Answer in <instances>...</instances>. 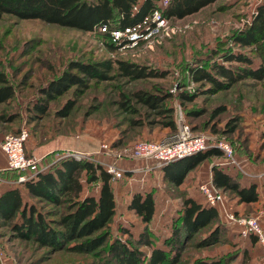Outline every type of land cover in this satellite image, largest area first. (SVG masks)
Listing matches in <instances>:
<instances>
[{"label": "rangeland", "instance_id": "obj_1", "mask_svg": "<svg viewBox=\"0 0 264 264\" xmlns=\"http://www.w3.org/2000/svg\"><path fill=\"white\" fill-rule=\"evenodd\" d=\"M261 2L214 0L194 13L173 19L176 30L151 48L140 46L126 54L108 50L97 30L82 31L8 14L0 17V72L14 89L11 98L0 102V115H13L12 120L0 118V131L8 133L25 127L28 138L24 149L39 157V165L44 169L69 154L103 166L106 162L117 164L123 158L142 160L128 156L113 158L106 152L97 151L99 144L105 142L113 143L116 147L110 149L124 154L140 139L168 134V129L158 124L129 125V118L135 116L130 105L141 111L144 106L133 100L122 105L118 99L120 93L128 95L135 88L166 95L161 104L171 107L175 126L180 119L206 134L211 143L226 141L239 163L237 167L226 162L223 154L211 155L190 171L192 178L181 186L163 182L155 173L142 179L139 172L132 169L133 173L127 177L111 178L115 212L107 226L105 243L91 252L66 248L52 250L32 240L15 237L7 226L0 225L3 264H117L107 250V243L115 237L141 251L142 259L138 264H146L150 247L154 245L167 250L168 259L162 264H192L199 258H219L221 264H264V245L242 235L222 213H218V229L213 239H202L213 224L193 232L189 238L183 233L175 240L172 237L182 198L194 191L198 193L197 183L207 180L211 163L229 164L244 178L257 179L259 199L252 204L241 203L232 191L220 189L227 210L235 215L240 214L234 209L258 213L264 222V78L244 79L225 89L212 90L209 82L193 81L189 74L191 66L209 69L215 62L226 64L222 55L228 51L250 53L247 48L234 43L232 36L250 21ZM131 51L136 54L131 55ZM118 55H130L133 62L162 70L164 74L137 79L113 74L107 79L90 80L80 92L75 94L71 87L50 100L46 114L36 118L27 115L25 104L36 98L38 87L56 77L69 60L92 61ZM253 61L255 64L258 59L253 57ZM181 93L192 98H181ZM67 97L74 98L72 108L64 116L57 115L55 110ZM149 112V118L155 121L163 117L158 112ZM3 181L0 177V188L6 186ZM134 189L150 190L154 194L155 210L147 223L141 222L126 207L129 193ZM87 191H95V185L85 183L82 192ZM141 230L147 233L149 246L135 242ZM174 252L178 253L176 260L171 258Z\"/></svg>", "mask_w": 264, "mask_h": 264}, {"label": "trees", "instance_id": "obj_2", "mask_svg": "<svg viewBox=\"0 0 264 264\" xmlns=\"http://www.w3.org/2000/svg\"><path fill=\"white\" fill-rule=\"evenodd\" d=\"M214 0H169L162 13L171 20L182 18ZM156 0H0V17L4 14L19 19H38L43 22L76 28L82 31L93 30L97 25L108 22L109 27H120L139 21L155 5ZM108 50L116 51L104 31H98ZM232 41L248 52L228 51L222 55V62H215L209 69L204 66L189 68L193 81L205 80L212 90L225 89L244 79L262 80L264 78V0L256 6V11L243 27L235 31ZM253 54V55H251ZM253 57L258 59L254 64ZM130 55H118L116 58L105 57L86 61L71 59L66 67L56 76L38 87L36 98L25 104L28 116L36 118L47 113L49 101L73 87L75 94L86 88L90 80H102L118 74L130 79L148 76H162V70L147 68L133 62ZM13 87L7 83L0 72V102L11 98ZM181 98L190 100L191 95L181 93ZM166 97L161 94L135 88L119 94L118 102L128 104L130 100L144 106V111L130 105L135 114L129 118V125L158 124L167 128V133L175 130L172 109L163 106ZM74 104V98L67 97L55 113L66 115ZM149 111L162 114V119L149 118ZM2 120H12L13 115L1 114ZM194 132L195 128L189 125ZM19 129V128H18ZM18 129L8 133H17ZM28 131V130H27ZM5 134V133H4ZM161 137V136H160ZM146 138V139H157ZM28 138V136H27ZM109 147H116L113 143ZM26 152V151H25ZM27 153V152H26ZM222 151L209 145L188 155L172 159L161 168L163 182L179 185L189 170L193 169L211 155H222ZM220 166L210 164V177L214 185L222 190H230L241 203L252 204L258 201L257 179L244 178L229 164ZM15 177L12 170L0 169V176ZM125 173L120 177H124ZM119 177V178H120ZM93 183L95 191L82 192L84 184ZM51 207V208H50ZM56 207V208H55ZM115 196L111 184V175L104 166L89 159L72 154L62 156L49 167L37 171L30 178L0 188V225L7 226L15 237L29 239L40 246L52 250L66 248L75 252H91L105 243L107 226L115 212ZM143 223H147L155 210V198L150 190L134 189L126 202ZM235 213L248 215L249 212ZM176 217L177 224L172 229V237L183 233L189 238L193 232L213 224L204 240L215 237L218 229V211L204 198L202 201L185 195ZM251 214V213H249ZM144 230L139 231L135 242L149 246V239ZM256 240L253 234H248ZM107 250L117 264H138L142 259L141 251L120 238H112L107 243ZM178 253L171 255L176 260ZM168 259L167 250L161 246L150 247L146 264H162ZM192 264H221L219 258H199Z\"/></svg>", "mask_w": 264, "mask_h": 264}, {"label": "built area", "instance_id": "obj_3", "mask_svg": "<svg viewBox=\"0 0 264 264\" xmlns=\"http://www.w3.org/2000/svg\"><path fill=\"white\" fill-rule=\"evenodd\" d=\"M168 1L156 0L153 8L139 21L132 24L109 27V23L106 21L97 25L93 30L106 32L114 48L120 54H126L127 51L137 49L140 46L151 48L154 43L163 37L169 36L177 28L172 20L162 13ZM130 54L134 55L136 53L131 51ZM176 122L173 132L157 139H140L133 143L124 154L110 149L105 142L99 144L97 151L106 152L113 158L128 156L149 160L152 167L158 168L172 159L188 155L212 144L219 147L227 158L226 162L239 167V163L232 153V148L226 141L221 140L211 143L210 138L206 134L194 132L180 119ZM27 136L28 131L22 126L19 127L17 133H5L0 139V150L4 155L5 164L3 169L14 171L15 177L11 180L13 183H20L33 176L37 171L44 169L39 165V157L25 152L24 143ZM74 156L80 157L76 154ZM104 168L112 179H117L124 173V169L114 161L106 162ZM146 168H149V166H146ZM198 189L204 199L210 205H213L218 213H222L224 218L232 222L242 235L253 234L256 240L264 245V222L258 213L235 215L227 210L223 202L222 190L214 185L210 178L199 182ZM1 254L2 250L0 249V264H3Z\"/></svg>", "mask_w": 264, "mask_h": 264}, {"label": "crops", "instance_id": "obj_4", "mask_svg": "<svg viewBox=\"0 0 264 264\" xmlns=\"http://www.w3.org/2000/svg\"><path fill=\"white\" fill-rule=\"evenodd\" d=\"M3 134H4V132L0 131V139L2 138ZM123 159H129V158H123ZM123 159L119 160L117 162V164L120 165L124 169V173H125L126 177L133 173V172H131V169L138 171L139 172L138 176L142 179H145V177H147V179H148V175L151 176L154 173L157 174V176L161 177V168L160 167H158V168L152 167L150 165L151 163L149 160H134L132 158H130L129 160H123ZM4 165H5L4 164V155H3L2 151L0 150V169H3ZM137 166H138V168H137ZM146 166L147 167L149 166V168H146ZM209 167H210V164H209ZM192 170L193 169L188 171L184 180L177 186H181V185L185 184L186 180H188V178H192V176L189 175L190 171L192 172ZM208 178H210V180H211L210 169H208V173H207V179ZM1 179L4 180L3 182H6V184L13 183V182H11L12 178L8 177L7 174H6V176L1 175ZM1 183H2V181H1ZM198 184H199V182L197 183V191H196L198 193L196 194L194 191V193H190V196L196 198L197 200L202 201L204 197H203L202 193L200 192V190L198 189ZM130 193H129V195H130Z\"/></svg>", "mask_w": 264, "mask_h": 264}]
</instances>
